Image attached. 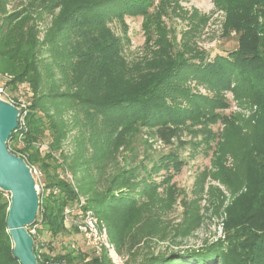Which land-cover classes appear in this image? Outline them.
Wrapping results in <instances>:
<instances>
[{"label": "trees", "instance_id": "16d2710c", "mask_svg": "<svg viewBox=\"0 0 264 264\" xmlns=\"http://www.w3.org/2000/svg\"><path fill=\"white\" fill-rule=\"evenodd\" d=\"M153 2L0 0V72L12 77L7 83L10 88L25 83L32 96L25 127L10 134L7 146L31 167L37 166L44 177L36 219L28 229L39 224L36 232L45 229L56 236L68 230L77 235L73 225L65 224L64 209L86 194L90 196L79 209L92 210L106 224L118 252L130 253L137 242L135 233L124 227L131 219L128 211L135 214L143 209L144 213L155 204L157 189L166 177L157 181L154 174L178 171L186 161L182 155L186 148L190 156L198 151L208 155L217 145L231 152L224 138L239 123L240 129L246 128L244 136L253 134L254 138L251 161L245 167L250 177L255 175L256 184L253 192L251 183H245L251 199L249 209H259V201L264 205V48L255 47L253 59H246L243 50L237 48L211 58L208 52L184 43L170 48L171 41L159 46L154 57L142 64L139 57H127L126 34H115L109 23L123 14L145 11ZM258 4L264 10V0ZM45 15L51 19L39 38L37 22ZM147 25L150 28V23ZM260 26L264 38V20ZM191 80L203 85L212 98L192 92L188 86ZM240 89L251 92V100L260 111L252 115L256 118L254 125L247 123L251 120L238 121L232 113L216 111L227 105L222 92L237 94ZM68 110L73 116L67 121L62 113ZM217 121L224 129H212ZM75 127L82 137L75 156L77 168L91 163L97 175L87 172L73 177V181L59 173V168L65 172L72 165H65L62 159L58 162L56 152L62 155L67 131ZM141 130L168 150L153 153L148 141L139 144L141 151L136 150L129 137ZM20 132L22 145L17 147ZM46 132L50 136L48 151L41 155L37 145ZM88 148L92 152L82 158ZM124 148L127 153L121 166L118 155ZM108 168L112 169L110 173ZM244 205L234 204L227 210L233 208L234 219L243 217L247 209ZM8 206L9 194L0 190V264H20L7 231ZM248 227L255 230L250 224ZM248 229L242 233L241 243L237 240L228 245L213 243L197 251H170L148 257L146 264H264V226L260 232ZM240 232L242 229L235 231L232 238H238ZM249 234L253 246L247 239ZM31 235L40 263L110 264L104 253L82 261L85 254L68 245L63 252L42 251L43 245ZM237 250L242 253L235 261L233 253Z\"/></svg>", "mask_w": 264, "mask_h": 264}, {"label": "rangeland", "instance_id": "374dc122", "mask_svg": "<svg viewBox=\"0 0 264 264\" xmlns=\"http://www.w3.org/2000/svg\"><path fill=\"white\" fill-rule=\"evenodd\" d=\"M259 1L261 0H154L153 6L146 8L145 11L123 14L121 19L112 20L109 27L117 35H121L122 32L126 34L128 42L125 45V54L128 58L139 57L142 64L154 57V51L159 50V46H165V43L171 41L170 48L176 45L181 46L184 43L188 48L208 52L211 58L237 48L236 50H243V56H246V59H253L255 58L254 48L259 45L264 48V38L260 34L263 27L260 24L264 20V10L259 6ZM247 2H252V4H245ZM50 19V16L45 15L37 22L40 31L39 38L42 37L43 30ZM147 22L150 23V28ZM0 74L4 73L0 72ZM18 84L17 87L19 86L22 93L28 92L27 98L29 99L31 93L25 83ZM188 86L192 92H200L211 98L213 96L203 85L192 80ZM222 95L227 105L216 108L217 112L232 113L231 115H234L238 121L246 123L251 120L247 123L254 125L256 118L252 115L255 111L258 115L260 111L251 100V92L240 89L237 94H233L227 90L222 92ZM31 98L30 102H32ZM62 115L68 121L73 113L68 110ZM240 126L239 123L237 128L231 129L224 138L231 152L222 150L217 145L218 147L211 150L208 155L198 151L190 156V150L184 149L182 155L186 161L178 171L168 173L161 171L154 174L157 181L162 177H166V180L159 185L158 195L155 197V204L151 205L152 208L144 213L143 209H139L135 214L134 211H130L131 209H129L130 212L125 209L131 219L124 227L127 232L135 233L137 242L130 253H124L127 259L126 264H146L148 257L152 255L167 254L170 251L182 249L203 250L213 243L228 245L230 241L237 240L241 243L242 233L246 232L249 224L255 229L249 228V231H261V227L264 226L263 202L259 201L261 205L259 209H249L248 201L251 199L245 186V183L250 182L254 192L255 175L253 173L254 177H250L245 168L251 161L254 138L253 134L251 137H245L246 128L240 129ZM211 127L214 131L224 129L220 121L213 123ZM77 129L78 127H75L67 131V136L62 143V155L56 152L58 162L62 159L65 165L69 164L72 167H66L65 172L60 168L58 171L63 176L66 173L70 174L72 179L85 175L87 172L96 176V168L95 166L90 167L91 163L88 164L89 166L83 164L77 168L79 161L75 156L80 150L78 141L82 139ZM129 138L132 139V145L136 147V150L139 148V151L142 150L139 144L144 141L151 142L149 149L153 153L168 150L159 141L149 137L145 130ZM49 141L50 136L46 132L37 145L40 147L41 155L48 151ZM16 146L18 147L17 143ZM91 152L92 150L88 148L82 154V158L83 156L88 158L87 155ZM125 153L127 151L124 148L118 155L121 166ZM137 159H140V155ZM35 169L37 172L32 171V173L36 179L38 191L41 193L44 177L37 166ZM51 170L52 165L49 167V171ZM111 170L108 168L107 172L110 173ZM243 183L245 188L241 186ZM88 196L90 195H80L84 200ZM142 199L146 200V197ZM234 204H246L244 206L247 209L243 217L235 219L231 217L233 208L229 212L227 209ZM40 227L39 224L35 225L34 236L36 241L43 245L42 251L63 252L67 250L65 245L73 239L75 240L74 248L85 254L82 261L92 257L89 247L85 246L80 235L68 230L56 236L51 235L45 229L36 232ZM67 228L70 229V227ZM241 229L242 232L238 234V238H232L235 236L233 233ZM247 239H250L251 246H253L250 234ZM240 253L242 250H237L236 254L233 253L235 261Z\"/></svg>", "mask_w": 264, "mask_h": 264}, {"label": "water", "instance_id": "95a60500", "mask_svg": "<svg viewBox=\"0 0 264 264\" xmlns=\"http://www.w3.org/2000/svg\"><path fill=\"white\" fill-rule=\"evenodd\" d=\"M20 108L0 96V190L9 193L6 226L12 241L13 255L20 264L40 263L33 251L34 239L28 227L34 223L39 205V191L32 168L22 156L7 146L16 129Z\"/></svg>", "mask_w": 264, "mask_h": 264}, {"label": "built area", "instance_id": "2783aa9c", "mask_svg": "<svg viewBox=\"0 0 264 264\" xmlns=\"http://www.w3.org/2000/svg\"><path fill=\"white\" fill-rule=\"evenodd\" d=\"M12 77L9 74H0V96L8 99L12 104L20 108L18 116V124L14 131L25 127L24 117L29 110L30 100L27 93H22L19 86L10 88L7 83ZM19 85V84H18ZM16 143L22 145V132L17 136ZM21 156V155H19ZM24 158V157H23ZM34 173L37 172L35 167H31ZM66 178L72 180L70 174L66 173ZM84 199L79 197L73 204L66 206L64 209V222L66 225H73L77 229V233L81 236L85 246L89 247L92 255L100 256L104 253L110 264H126V256L118 252L115 244L110 240L108 228L104 221L100 219L92 210H80L79 207L84 203ZM68 222V223H67ZM32 234L35 232V225L28 229ZM68 247H75V240L67 243Z\"/></svg>", "mask_w": 264, "mask_h": 264}]
</instances>
